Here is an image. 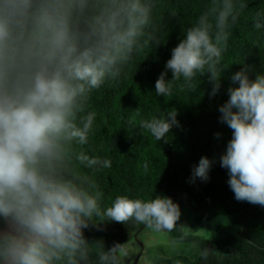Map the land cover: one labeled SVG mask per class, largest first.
<instances>
[{
    "label": "clouds",
    "instance_id": "9594fccd",
    "mask_svg": "<svg viewBox=\"0 0 264 264\" xmlns=\"http://www.w3.org/2000/svg\"><path fill=\"white\" fill-rule=\"evenodd\" d=\"M155 7L153 0H0V217L6 224L0 264H124L127 243L106 249L84 236L103 221H134L154 233L179 229L174 245L189 238L192 229L178 225L181 210L171 198L119 195L102 208L103 194L84 171L112 166L82 147L96 119L86 110L90 94L118 78L135 54L161 43ZM246 7L242 0H208L172 49L156 95L171 96L177 83L181 91L194 90L205 74L215 95L229 29ZM253 20L256 30L264 28L261 12ZM249 70L245 65L233 74L238 86L219 108L232 130L220 165L237 201L264 206V74L250 79ZM176 116L173 109L141 120L139 128L167 142ZM211 166L201 157L193 178L208 180ZM211 251L199 254L207 260Z\"/></svg>",
    "mask_w": 264,
    "mask_h": 264
},
{
    "label": "trees",
    "instance_id": "16d2710c",
    "mask_svg": "<svg viewBox=\"0 0 264 264\" xmlns=\"http://www.w3.org/2000/svg\"><path fill=\"white\" fill-rule=\"evenodd\" d=\"M153 2V20L161 43L135 54L121 75L93 90L88 101L86 110L95 112L96 119L83 150L89 156L109 159L112 166L84 171L103 194L102 208L110 206L119 195L145 200L162 195L179 207L189 208L199 223L220 215L234 216L229 224L218 225L210 238L190 232L183 243H195L196 252L159 256L157 264H264V206L237 201L230 189L229 172L221 167L220 157L226 152L232 130L221 122L219 111L229 99L228 89L238 86L231 80L234 73L247 65L250 79L264 74V28L253 27L255 14L264 15V0H242L247 7L229 29L219 91L212 95L213 84L205 74L197 76L194 83L199 86L194 90L181 91L177 83L168 97L156 95L155 82L165 71L172 49L184 38L208 0ZM173 11L175 17L171 15ZM166 79H172L171 71ZM173 109L177 111L178 126L171 128L165 137L167 142L157 141L139 128L141 120L166 115ZM201 157L212 161L206 181L193 178ZM179 224L185 225L181 217ZM4 227L0 217V228ZM142 227L147 228L134 221H103L83 232L89 242L103 241L105 248L110 249L117 243L129 242ZM179 235V229L171 233L172 239ZM205 247L212 249L207 260L199 254Z\"/></svg>",
    "mask_w": 264,
    "mask_h": 264
},
{
    "label": "rangeland",
    "instance_id": "374dc122",
    "mask_svg": "<svg viewBox=\"0 0 264 264\" xmlns=\"http://www.w3.org/2000/svg\"><path fill=\"white\" fill-rule=\"evenodd\" d=\"M181 218L185 220V225L192 230L191 233L202 235L206 238L212 236V232L218 225L229 224L233 215H220L212 220L197 222L195 214L187 207H180ZM143 240L145 248L142 254V264H157L156 258L172 257L175 254L196 252V247H192L193 243L179 242L172 243L171 233H154L149 229V232L144 233Z\"/></svg>",
    "mask_w": 264,
    "mask_h": 264
},
{
    "label": "water",
    "instance_id": "95a60500",
    "mask_svg": "<svg viewBox=\"0 0 264 264\" xmlns=\"http://www.w3.org/2000/svg\"><path fill=\"white\" fill-rule=\"evenodd\" d=\"M146 232H149V229L142 227L133 233L132 239L129 242H127L128 257L125 259L124 264H142V254L145 248L143 235ZM135 247L137 248V252L135 253L134 256L130 257L129 256L130 249Z\"/></svg>",
    "mask_w": 264,
    "mask_h": 264
},
{
    "label": "flooded vegetation",
    "instance_id": "af4514ba",
    "mask_svg": "<svg viewBox=\"0 0 264 264\" xmlns=\"http://www.w3.org/2000/svg\"><path fill=\"white\" fill-rule=\"evenodd\" d=\"M136 252H137V248H136V247H135V248H131V249H130L129 256H130V257L134 256Z\"/></svg>",
    "mask_w": 264,
    "mask_h": 264
}]
</instances>
